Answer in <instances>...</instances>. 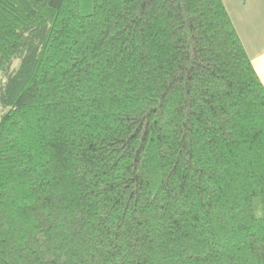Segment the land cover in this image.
<instances>
[{"label": "trees", "instance_id": "obj_1", "mask_svg": "<svg viewBox=\"0 0 264 264\" xmlns=\"http://www.w3.org/2000/svg\"><path fill=\"white\" fill-rule=\"evenodd\" d=\"M0 264H264V83L224 0H0Z\"/></svg>", "mask_w": 264, "mask_h": 264}, {"label": "rangeland", "instance_id": "obj_2", "mask_svg": "<svg viewBox=\"0 0 264 264\" xmlns=\"http://www.w3.org/2000/svg\"><path fill=\"white\" fill-rule=\"evenodd\" d=\"M224 3L237 23L244 43L251 53L260 51L258 40L262 41L264 36V0H224ZM259 9L261 13L258 12ZM262 47L264 48V45ZM2 113L0 104V119Z\"/></svg>", "mask_w": 264, "mask_h": 264}, {"label": "crops", "instance_id": "obj_3", "mask_svg": "<svg viewBox=\"0 0 264 264\" xmlns=\"http://www.w3.org/2000/svg\"><path fill=\"white\" fill-rule=\"evenodd\" d=\"M258 12L261 13V10L259 9ZM263 14H264V10H263ZM230 15H231V13H230ZM231 17H232V15H231ZM232 19H233V17H232ZM233 21H234L235 27H236V29H237V31H238V33H239V35H240V37H241V39L243 41L244 46H245L247 52L249 53V55H250V57H251V59L253 61L255 69L257 70L258 74L260 75V77H261V79H262V81L264 83V48L262 47L264 45V36H263L262 41L258 40V47H260L261 50L260 51L256 50L254 53H251L250 49H248V47L244 43V40H243V38L241 36V33H240L239 29H238L237 23L235 22L234 19H233Z\"/></svg>", "mask_w": 264, "mask_h": 264}]
</instances>
